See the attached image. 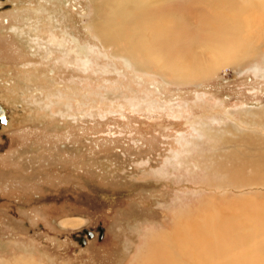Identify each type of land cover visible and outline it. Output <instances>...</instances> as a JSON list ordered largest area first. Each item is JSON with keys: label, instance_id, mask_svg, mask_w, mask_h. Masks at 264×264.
Returning a JSON list of instances; mask_svg holds the SVG:
<instances>
[{"label": "rangeland", "instance_id": "1", "mask_svg": "<svg viewBox=\"0 0 264 264\" xmlns=\"http://www.w3.org/2000/svg\"><path fill=\"white\" fill-rule=\"evenodd\" d=\"M220 2L167 5L213 13ZM95 4L0 0V260L131 264L145 235L171 228L184 207L241 194L212 184L222 175L211 170L239 136L264 138L241 112L264 105V12L245 16L259 53L188 81L163 69L181 62L169 46L168 59L139 53L143 69L124 42L104 43L91 30Z\"/></svg>", "mask_w": 264, "mask_h": 264}, {"label": "bare ground", "instance_id": "2", "mask_svg": "<svg viewBox=\"0 0 264 264\" xmlns=\"http://www.w3.org/2000/svg\"><path fill=\"white\" fill-rule=\"evenodd\" d=\"M94 1L96 16L91 30L104 43L120 48L124 42L128 58L143 69L148 68L146 56L167 55V46L174 50L169 55L181 62L162 63L163 69L188 81L215 77L259 53L255 36L248 34L250 21L245 16L250 10L264 12V0H221L213 13H195L197 9L188 4L175 10L167 0ZM258 28L264 41V26ZM38 42L46 45L44 39ZM158 47L163 48L161 52L155 50ZM139 53L145 57L139 59ZM0 106L3 121L6 109ZM241 112L252 118L249 125L258 126L264 134V105ZM238 140L241 143L232 146L235 150L216 160L211 173L222 176L218 183L211 182L224 189L239 187L241 194H205L197 204L184 207L174 216L171 228H155L145 235L131 264H264V193L252 186L262 183L264 187V138L245 133ZM235 156L243 160L233 159ZM245 187L254 191H244ZM9 260L2 258L0 264H38L22 257Z\"/></svg>", "mask_w": 264, "mask_h": 264}, {"label": "water", "instance_id": "3", "mask_svg": "<svg viewBox=\"0 0 264 264\" xmlns=\"http://www.w3.org/2000/svg\"><path fill=\"white\" fill-rule=\"evenodd\" d=\"M2 113V108H1V106H0V114Z\"/></svg>", "mask_w": 264, "mask_h": 264}, {"label": "flooded vegetation", "instance_id": "4", "mask_svg": "<svg viewBox=\"0 0 264 264\" xmlns=\"http://www.w3.org/2000/svg\"><path fill=\"white\" fill-rule=\"evenodd\" d=\"M6 119H7V116H6ZM86 240V239H85ZM85 244V243H84Z\"/></svg>", "mask_w": 264, "mask_h": 264}]
</instances>
